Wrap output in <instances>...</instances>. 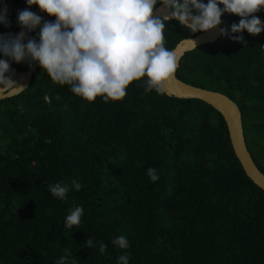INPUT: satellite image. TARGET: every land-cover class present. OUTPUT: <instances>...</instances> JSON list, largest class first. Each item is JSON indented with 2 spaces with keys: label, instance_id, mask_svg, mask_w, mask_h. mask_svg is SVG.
I'll return each instance as SVG.
<instances>
[{
  "label": "trees",
  "instance_id": "1",
  "mask_svg": "<svg viewBox=\"0 0 264 264\" xmlns=\"http://www.w3.org/2000/svg\"><path fill=\"white\" fill-rule=\"evenodd\" d=\"M4 7L10 23L0 33H19L26 0H0ZM255 15L264 21V10ZM239 20L225 13L221 27L230 32ZM165 24L170 50L200 33ZM38 31L29 36L38 40ZM243 35L246 46L221 35L187 52L176 74L239 105L264 172V32ZM143 79L120 101L88 102L39 67L23 92L0 99V264H58L66 254L67 264H117L125 251L129 264H264V190L244 171L223 116L200 99L145 94ZM58 182L70 187L66 200L48 190ZM74 206L83 207L82 221L69 230ZM121 235L126 250L111 243ZM97 242L107 244L104 254Z\"/></svg>",
  "mask_w": 264,
  "mask_h": 264
},
{
  "label": "clouds",
  "instance_id": "2",
  "mask_svg": "<svg viewBox=\"0 0 264 264\" xmlns=\"http://www.w3.org/2000/svg\"><path fill=\"white\" fill-rule=\"evenodd\" d=\"M28 8L18 11L19 33H0V53L9 59H0V91L14 93L22 90L12 79L14 70L10 60L38 62L54 83L68 85L72 93L85 101L94 102L101 97L105 102L120 101L133 81H141L145 94L155 91L167 93V84L179 66L175 50L166 47L165 22L178 20L191 34L216 29L223 23L222 16L235 14L239 22L219 29L221 35L247 45L243 35L264 32V21L256 13L264 10V0H26ZM162 8L156 9L157 4ZM38 5L44 16L31 11ZM223 5V7H221ZM163 10V11H161ZM8 9H0V24L9 26ZM39 39L28 35L36 32ZM240 33V35H235ZM27 41V42H25ZM194 47L196 41L190 39ZM255 83V82H253ZM147 175L152 182L159 179L157 169L150 167ZM71 186L79 191L82 185L75 179ZM51 195L67 199L69 185L55 183L48 188ZM83 207L74 206L64 218V227L79 229ZM104 254L107 244L97 242ZM111 243L118 249L129 248L123 235ZM91 237L85 247L93 248ZM125 251L117 264H129ZM68 255L58 264H67ZM75 264V261L72 262Z\"/></svg>",
  "mask_w": 264,
  "mask_h": 264
},
{
  "label": "water",
  "instance_id": "3",
  "mask_svg": "<svg viewBox=\"0 0 264 264\" xmlns=\"http://www.w3.org/2000/svg\"><path fill=\"white\" fill-rule=\"evenodd\" d=\"M160 8H162V5L157 4L156 9ZM34 12L38 14V6ZM220 28H222L221 25L217 26L216 29H212L206 32L202 31L193 37H187L180 40L172 49L175 50L177 56L179 57V66L181 59L187 52L192 51L205 43L217 41L221 36L219 32ZM190 39L196 41V47L189 43ZM39 67L40 66L38 62H35L32 66H28L26 70H15L14 73L11 74L12 79L16 81L19 86H23L24 88L14 93L0 91V99L13 97L23 92L31 83L33 75ZM176 73L177 71L175 72L172 80L169 81L166 86V94L178 98L200 99L206 102L207 104L211 105L218 112H220V114L226 121L232 147L244 171L257 186L264 190V172L256 164L248 148L244 131L243 116L239 105L235 101H233L228 95L220 91L196 86L179 79ZM2 87L4 86L0 85V88Z\"/></svg>",
  "mask_w": 264,
  "mask_h": 264
},
{
  "label": "rangeland",
  "instance_id": "4",
  "mask_svg": "<svg viewBox=\"0 0 264 264\" xmlns=\"http://www.w3.org/2000/svg\"><path fill=\"white\" fill-rule=\"evenodd\" d=\"M264 161V160H263Z\"/></svg>",
  "mask_w": 264,
  "mask_h": 264
}]
</instances>
